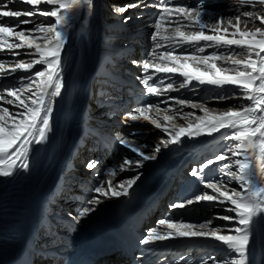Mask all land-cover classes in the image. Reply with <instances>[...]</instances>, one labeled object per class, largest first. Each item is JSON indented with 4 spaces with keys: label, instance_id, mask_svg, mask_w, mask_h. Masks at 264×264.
I'll use <instances>...</instances> for the list:
<instances>
[{
    "label": "snow or ice",
    "instance_id": "1",
    "mask_svg": "<svg viewBox=\"0 0 264 264\" xmlns=\"http://www.w3.org/2000/svg\"><path fill=\"white\" fill-rule=\"evenodd\" d=\"M15 3L16 0H9ZM20 3L31 6L32 10L9 8L7 3L0 0V52L7 51L12 57L20 55L30 56L25 60H0V75L22 71L28 73L20 78L19 87L15 85L0 84V176L9 177L18 169L27 171L30 167L29 154L33 144L43 143L52 131L51 117L53 101L61 96L64 89V62L63 53L67 42V31L81 10L91 12L94 0H19ZM237 5L255 7L259 10L239 11L234 16L214 17L207 11L206 6L174 5L168 6L172 0H164L161 15L154 22V33L151 36L154 47L142 61L133 60L134 65L143 70L141 83L150 95H160L162 91L173 90V84L168 83L166 89H161L160 81L150 84L157 73L180 74L185 80L181 87L195 80L201 84L207 83L219 88L226 85L234 86L236 91L231 95L220 96L218 99H238L245 101L227 111L213 115L205 105L179 100L181 106L190 105L193 109L203 111V116H197L195 130L193 124L187 127L173 125L169 132L166 124L160 123V108L158 105L142 104L130 109L125 114V123L149 121L155 128L161 129L170 137L161 139L151 154L137 145L133 140L121 136L120 145L128 148L136 156L125 157L119 166V171L135 170L136 174L126 180L114 184L113 178L117 176L115 168H108L104 175L107 180H97L96 185L86 188L90 193L81 201L76 215L71 212L68 216L72 222L79 223L82 219L96 211L97 206L106 200L129 197L133 186L142 173L138 169L143 167L145 161L155 160L162 148L182 145L185 139L199 138L203 134L212 135L224 130L225 139L234 140L235 146L222 151L213 159H208L199 168H192L189 175L200 178L205 191L202 194L193 193V198H181L179 203L170 205V209L184 208L190 204L201 201L223 207L230 214L219 216L230 226L213 227V220L194 225L191 223H174L173 218L161 219L155 228L150 229L139 241L143 246L155 245L175 239H213L221 242L228 253L221 260L214 257L197 258L193 264H248V250L250 239L255 225L264 220V0H236ZM46 3L51 6L48 11H41L39 6ZM147 6L143 0L139 3L124 6H112L114 15H122L130 8ZM43 15L53 18L54 22L48 25L34 24L31 29H23L21 25L33 24L32 17ZM28 17L29 19L20 18ZM131 16L123 17L122 23L127 24ZM162 22L174 28H164ZM234 29L229 34V28ZM182 28H196V31H184ZM20 29V30H17ZM217 34H206L205 30ZM223 34H219V33ZM165 45L172 47L171 51L158 53ZM206 42L192 54H182V45L199 44ZM235 46L239 51L234 55H222L213 52L209 55H200L206 47ZM176 49L181 54L174 55ZM23 50V51H19ZM192 61L197 71L185 70L181 61ZM217 61H224L228 67H217ZM9 66L5 68V64ZM37 65L41 70L33 71ZM171 65V66H170ZM153 72L149 75V70ZM203 69V71H201ZM237 91L240 95H237ZM150 116L149 113L153 112ZM167 111V110H165ZM193 115L186 113L185 118ZM172 116H165V121H171ZM229 153L231 155H229ZM221 171L229 178L226 183L204 182L203 170L224 161ZM100 161L89 159L84 167L86 170L98 169ZM235 168V171L232 169ZM99 172L94 171V177ZM236 182L239 187L230 188L228 185ZM211 190V194L209 191ZM163 226V228H161ZM235 254L233 256L232 254ZM173 264H185L184 257Z\"/></svg>",
    "mask_w": 264,
    "mask_h": 264
},
{
    "label": "bare ground",
    "instance_id": "2",
    "mask_svg": "<svg viewBox=\"0 0 264 264\" xmlns=\"http://www.w3.org/2000/svg\"><path fill=\"white\" fill-rule=\"evenodd\" d=\"M164 3V0H156ZM206 6L207 11L210 12L214 17L223 16L225 18L238 14L239 11H250L259 10L260 6L256 5L254 8L249 6H239L236 0H172L168 6L174 5H189ZM8 4L9 8L32 10L31 6L22 4L19 0L15 3L4 2ZM139 3V0H114L110 2L109 7L113 5L124 6L127 4ZM143 3L147 6H141L139 8H130L122 15H114L111 11L102 12L105 9L104 0H94V8L91 12L81 10L80 13L74 19L72 27L67 31V42L63 53V78H64V89L62 90L61 96L56 97L53 101V112L51 117L52 131L48 134V139L39 144H33L28 160L30 167L27 171L18 169L16 173L0 183V194L5 191L22 188L24 189L25 195L30 198L35 194H43V198L51 200V212L56 216H68L71 212L73 216L76 215L78 208L81 206L80 195L76 198L71 199V193L77 188L80 194H83L84 199L87 198L90 193H86V188H91L96 185L97 180H107L104 173L108 168H115L117 170V176L113 178V183L117 184L121 180L131 178L136 174L135 170H127L120 172L119 166L123 163L125 157H135L136 154L132 153L128 148L116 147V150L112 152V157L116 158L115 163H109L108 159L102 158L99 151L97 150L95 143L97 140L91 141L89 139L88 131L90 128H101L107 132L110 136L117 140L123 135L126 138L133 140L137 145L142 146L148 154L154 147L161 143V139H169L168 134L164 133L161 129L155 128L149 121H137L127 123L128 131L119 133H112L114 126L116 127L119 123H110V120H106L107 117H113L112 114L116 110L113 109L112 105L116 102L121 104V110L125 116L126 112L130 109H135L141 106L140 101L144 100L145 104L158 105L160 108V123L166 124L169 132H172L173 125H183L187 127L189 123L193 124V130H195V123L197 116H203L204 113L200 109H193L190 105L181 106L178 101L186 100L194 101V98H205L203 105L216 115L220 112L227 111L232 108L235 104L239 105L246 103L245 101L238 99H226L227 102L232 103L224 107L223 104L218 103L222 100L218 99L219 96L231 95L233 91H236L234 86L226 85L224 88H219L214 85L207 83H199L195 80L181 87L184 83L185 78L180 74H165L157 73L150 84H160L161 89H166L168 83L173 84V90H164L160 95H150L145 91V86L141 83H136L129 75H123L129 68L127 66L138 69L137 77L140 74L142 79V68L134 65L133 60L142 61L146 58V53L141 55V51H144L143 43H146L148 50L147 53L154 47L151 36L149 40H138L132 38L133 31L126 33L129 36L128 40L124 43L118 42L116 44H110L109 40L112 33L113 27L119 26L127 29V25L122 23L123 17L131 16L132 19H137L143 13L147 14L153 12L160 16L161 6L157 5L152 7L148 0H143ZM120 4V5H119ZM164 5V4H163ZM41 11H48L51 6L46 3H41L39 6ZM159 11V12H158ZM104 15V16H103ZM106 18V19H105ZM29 19L28 17L22 16L20 18ZM33 25L41 24L48 25L54 22L53 18L33 16ZM152 20V19H151ZM164 28H174L176 25H169L167 22H162ZM23 29L29 28V24L21 25ZM20 30V29H17ZM184 31H196V28H182ZM229 28V34L233 31ZM206 34H217L205 30ZM154 33V32H153ZM219 34H223L222 32ZM125 35V34H122ZM134 43V44H133ZM140 43V44H139ZM206 42L201 41L199 44H184L182 45L183 53L186 55L192 54L199 47L205 46ZM162 47L157 50L158 53L165 51H171L170 45H165L161 41ZM130 46V48H127ZM141 50V51H140ZM23 51V50H19ZM239 51L235 46L231 48L224 45L220 47L212 46L206 47L203 53L200 55H209L213 52L222 55H234ZM174 55L181 54V49H176L173 52ZM25 60L31 59L30 56L20 55L18 57H12L7 51L0 52V60L12 61V60ZM185 70L189 72L197 71L192 61H181ZM9 65L6 63L5 68ZM40 65H37L38 67ZM171 66V65H170ZM229 64L224 61H217V67H228ZM126 68V69H125ZM122 69V70H120ZM34 71V70H33ZM104 75L101 79L95 78V73ZM203 71V69H201ZM153 72L149 70V75ZM28 73L17 71L15 73H5L0 75V84L5 85H20V78L26 76ZM140 80V79H139ZM141 82V80H140ZM125 84V87L123 84ZM88 86H92L90 95H88ZM124 88L128 91V96L132 98V105L127 109L123 106ZM227 90H231L226 92ZM121 94L123 96H121ZM237 95L240 93L237 91ZM211 97V98H210ZM89 98V104L87 103ZM91 98V99H90ZM119 99V101H118ZM94 101L99 102V106L94 110H90V105ZM223 102V101H222ZM224 103V102H223ZM3 106L9 107L12 111L11 106L4 102H0ZM199 104V103H196ZM88 105V106H87ZM167 110V111H165ZM186 113H192L193 115L185 118ZM116 115V113H114ZM150 116L154 115L153 112L149 113ZM172 116L171 121H165V116ZM104 118V119H103ZM111 119V118H110ZM108 121V122H106ZM85 122H87L85 124ZM91 122V123H89ZM111 124V125H110ZM147 124L150 126L149 130H154L156 134L149 133L145 130ZM111 129V131H110ZM125 130V128H123ZM73 132V133H72ZM73 134V135H72ZM74 136V140H73ZM225 133L222 129L220 132L212 135L203 134L199 138L185 139L182 145H171L168 148H162L160 153L157 155L155 160L145 161L143 167L138 169L142 175L136 184L133 186L132 193L140 188L147 186L146 192L153 191L154 187H157L162 183L163 179L170 177L174 174H178L176 181L177 186L175 191L171 192V196L175 197L176 200L180 201L181 197L188 199L193 198V193L202 194L205 191L203 183L200 178L189 175L192 168H199L201 164L206 163L208 159H213L216 155L221 154L222 151H227L229 148L235 146L234 140H228L224 138ZM87 137V138H86ZM93 139V138H92ZM81 145V146H80ZM49 148V155L44 158V153ZM120 148V149H119ZM83 149V150H81ZM120 150V152H119ZM119 152V153H118ZM120 156L118 158L117 156ZM229 155H231L229 153ZM89 159H95L100 161L103 169L100 170V166L96 170H83L86 161ZM75 162L77 164H75ZM222 163H231V160L221 162L214 166H210L203 170V181L204 182H218L226 183L228 177L221 171ZM193 166V167H192ZM235 171V168L232 169ZM94 171L99 172V175L94 177ZM156 172L153 183L148 182V176ZM64 181V185H60V181ZM77 187L74 184L79 183ZM63 186V187H62ZM65 186H71L72 189H65ZM230 188H237L236 182H232L228 185ZM75 189V190H73ZM51 190L55 191V197H49ZM211 194V190H208ZM130 197V196H129ZM129 197H121L119 199L106 200L104 203L97 206L96 211L92 212L89 216L82 219L79 223L72 222L68 226H65L62 233L73 236L74 238L83 237L89 231H91L96 225L101 224L105 219L119 206L126 202ZM170 198V197H168ZM83 199V200H84ZM165 200V203L169 206L175 204L172 198ZM75 201V202H74ZM110 202V204L108 203ZM106 204H108L106 206ZM209 205V211L206 210V206ZM48 204H45L47 207ZM229 205L225 204L223 207L214 206L209 202H198L190 204L184 208L168 209L163 210L158 216V220L173 218L174 223H191L199 225L204 223L208 219L213 220V227L216 226H230L228 222L221 219H215L217 215L222 216L230 214L225 211ZM188 212V213H187ZM191 214L189 221H186V216ZM197 218V220H196ZM182 219V220H181ZM181 220V221H180ZM184 220V221H183ZM158 222L153 221V224L147 225L145 235L147 232L157 227ZM163 228V226H161ZM143 254L150 252V256L155 258V261H159L163 258L175 257L179 261L181 257H184L185 264H193L197 258L211 256L216 260H221L228 253L226 247L218 241L213 239H175L166 242H158L155 245L148 246ZM235 256V254H232ZM248 264H264V220L259 224L255 225L253 235L250 239V247L248 250Z\"/></svg>",
    "mask_w": 264,
    "mask_h": 264
},
{
    "label": "rangeland",
    "instance_id": "3",
    "mask_svg": "<svg viewBox=\"0 0 264 264\" xmlns=\"http://www.w3.org/2000/svg\"><path fill=\"white\" fill-rule=\"evenodd\" d=\"M9 0H4L3 2H8ZM114 0H104V4H105V9H102V12H105V11H111V7H109V6H111L110 5V2H113ZM200 1H203L204 2V0H200ZM148 2H149V4L152 6V7H155V6H157V5H160L161 7L163 6V4L162 3H158V2H156L155 0H148ZM200 3V5H201V2H199ZM120 5V4H119ZM191 6H195V5H193V4H191ZM160 12H161V10H159ZM158 11V12H159ZM153 15V12L152 13H150V17H148L149 16V13H147V14H141L140 15V17L139 18H137V19H131V20H129L128 21V23L126 24L127 25V29L126 28H124V27H120L119 28V26H115V27H113L112 28V30H114L115 32H113L112 33V36H111V38H110V40H109V43L110 44H116L117 45V43L118 42H120V43H124L125 41H129V42H131L130 40H129V36H126V33H128V32H132L133 31V35H132V38H137L138 40H140V39H142V40H149L150 39V36H152V34H153V32L155 31V29H154V27H153V25H154V22L158 19V15H156V14H154V17H151ZM37 16H40V17H43V15H37ZM104 16V15H103ZM106 19V18H105ZM152 19V20H151ZM33 27V25H31V24H29V28H32ZM122 34H125V35H122ZM140 38V39H139ZM134 44V43H133ZM140 44V43H139ZM143 49H144V51H141V55H139L138 56V58H141V56L143 55V54H145V53H147V50H148V47H147V45H146V43H143ZM127 48H130V46H128ZM41 67L42 66H38V67H36L35 69H34V71L35 70H41ZM126 68H129V70L126 72V73H123V75H129V77L130 78H132L136 83H139V84H141V82H140V80L138 79V77H140V74L141 73H139V75H138V77H137V71H138V69H137V67H136V69L134 68V67H131V66H127ZM125 68V69H126ZM120 70H122V69H120ZM94 73H95V71H94ZM100 76H101V79H102V77L104 76V75H100V74H98V73H95V78H97V79H99L100 78ZM17 86V85H16ZM91 87L92 86H88V95H90V93H91V91H94L95 92V89L94 90H91ZM91 90V91H90ZM228 91H231V90H227L226 92H228ZM220 97V96H219ZM209 98V96H207V97H205V98H194V101L193 102H195V103H199V104H203L204 103V101L205 100H207ZM211 98V97H210ZM91 99V98H90ZM88 102V104H89V98H88V100H87ZM118 101H119V99H118ZM224 103H223V102ZM222 101H220V102H218V103H221V104H223V106L224 107H227V106H229V105H233L232 103H230V102H227L228 100H222ZM100 104H99V102L98 101H94L93 103H92V105H90L89 107H90V110H94L95 108H97L98 106H99ZM237 104H235L234 106H236ZM88 106V105H87ZM112 107H113V109L115 108L116 110L113 112V114H112V116L113 117H109V119L106 117L105 119L106 120H110V123L112 124V123H119L120 124V126H121V128H119V125L116 127V125L114 126V128H113V131H111V129H110V131L114 134V133H119V132H123V131H128L129 129L127 128L129 125L127 124V123H125L124 122V119H125V116L123 115V112H122V108H121V104H120V101H119V103L118 102H116V104H113L112 105ZM114 113H116V115L114 114ZM111 118V119H110ZM104 119V118H103ZM106 122H108V121H106ZM87 122H85V124H86ZM89 123H91V122H89ZM110 124V125H111ZM142 126H147L146 127V129L145 130H142V131H147L148 132V134L149 133H152L154 130H149L150 129V126H148L147 124H142ZM123 128H125V130L123 129ZM73 133V132H72ZM153 134H156V132H153ZM73 135V134H72ZM87 138V137H86ZM73 140H74V136H73ZM116 141V145L118 146V147H120V148H125L123 145H120L119 143H118V141L117 140H115ZM81 146V145H80ZM119 148V149H120ZM81 150H83V149H81ZM119 152H120V150H119ZM118 152V153H119ZM118 158H120V156L118 155L117 156ZM112 163H115V162H112ZM75 164H77L76 162H75ZM99 166H100V170H102L103 169V166L101 165V164H99ZM193 167V166H192ZM83 170H85V171H87L85 168H82ZM219 181V178L218 179H216V182H218ZM79 183H77L76 182V184H74V186L75 187H77V185L78 184H80V183H82V181L81 180H79L78 181ZM223 183H225L224 181H223ZM76 190H77V188H76ZM112 200V199H111ZM108 203V202H107ZM108 204H110V202L108 203ZM108 204H106V206L108 205ZM206 208V210H208L209 211V205L208 206H206L205 207ZM188 213V212H187ZM191 218V214H189V215H187L186 216V221H189V219ZM182 220V219H181ZM180 220V221H181ZM196 220H197V218H196ZM184 221V220H183Z\"/></svg>",
    "mask_w": 264,
    "mask_h": 264
}]
</instances>
